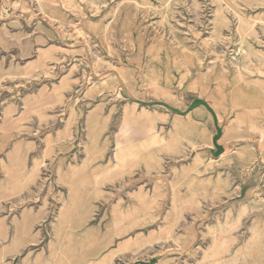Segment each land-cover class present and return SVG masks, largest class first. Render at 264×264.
I'll list each match as a JSON object with an SVG mask.
<instances>
[{
    "label": "rangeland",
    "instance_id": "obj_1",
    "mask_svg": "<svg viewBox=\"0 0 264 264\" xmlns=\"http://www.w3.org/2000/svg\"><path fill=\"white\" fill-rule=\"evenodd\" d=\"M0 264H264V0H0Z\"/></svg>",
    "mask_w": 264,
    "mask_h": 264
},
{
    "label": "water",
    "instance_id": "obj_2",
    "mask_svg": "<svg viewBox=\"0 0 264 264\" xmlns=\"http://www.w3.org/2000/svg\"><path fill=\"white\" fill-rule=\"evenodd\" d=\"M201 104H205L206 105V107L210 110V112L213 114V116H214V118H215V122H217V117H216V115H215V112L213 111V109L210 107V105L207 103V102H205V101H198V103L197 104H194L193 106H192V108H194V107H196V106H198V105H201ZM218 132L220 133L221 132V129L219 128V126H218ZM216 146L218 147V153H217V155H219L221 152H222V147L221 146H219V145H217V143H216Z\"/></svg>",
    "mask_w": 264,
    "mask_h": 264
},
{
    "label": "bare ground",
    "instance_id": "obj_3",
    "mask_svg": "<svg viewBox=\"0 0 264 264\" xmlns=\"http://www.w3.org/2000/svg\"><path fill=\"white\" fill-rule=\"evenodd\" d=\"M197 103H198V102H196L195 104H197ZM209 105H210V104H209ZM201 107H203V108H207L205 104H202ZM210 107H211V106H210ZM207 109H208V108H207ZM215 115H216V113H215ZM216 117H217V115H216ZM217 119H218V118H217ZM221 129H222V128H221ZM222 131H223V130H222ZM217 145L220 146V144H218V143H217ZM125 156H126V155H124V157H125ZM121 157H122V156H121ZM121 157H120V160H121L122 164L124 165V160H123V158H121ZM215 249H216V248H215Z\"/></svg>",
    "mask_w": 264,
    "mask_h": 264
},
{
    "label": "crops",
    "instance_id": "obj_4",
    "mask_svg": "<svg viewBox=\"0 0 264 264\" xmlns=\"http://www.w3.org/2000/svg\"><path fill=\"white\" fill-rule=\"evenodd\" d=\"M218 144H222L220 141L218 142ZM213 150V147H210ZM225 152H223L220 156H222Z\"/></svg>",
    "mask_w": 264,
    "mask_h": 264
}]
</instances>
